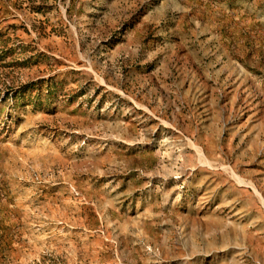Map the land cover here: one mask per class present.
<instances>
[{
    "label": "rangeland",
    "instance_id": "obj_1",
    "mask_svg": "<svg viewBox=\"0 0 264 264\" xmlns=\"http://www.w3.org/2000/svg\"><path fill=\"white\" fill-rule=\"evenodd\" d=\"M0 264H264V0H0Z\"/></svg>",
    "mask_w": 264,
    "mask_h": 264
}]
</instances>
